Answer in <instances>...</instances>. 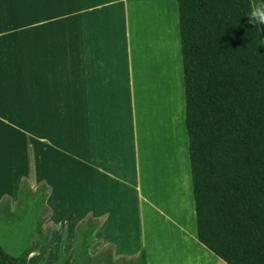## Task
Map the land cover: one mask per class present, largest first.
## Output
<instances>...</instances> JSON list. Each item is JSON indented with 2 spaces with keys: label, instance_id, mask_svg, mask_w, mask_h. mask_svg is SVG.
Segmentation results:
<instances>
[{
  "label": "rangeland",
  "instance_id": "rangeland-1",
  "mask_svg": "<svg viewBox=\"0 0 264 264\" xmlns=\"http://www.w3.org/2000/svg\"><path fill=\"white\" fill-rule=\"evenodd\" d=\"M153 1L155 9L144 13L126 8L122 39L114 43L112 38L116 61L124 66L119 70H125L121 79L118 73L104 78L102 66L92 64L98 69L92 74L85 67L89 54L98 58L97 50L83 46L90 24L85 11L94 8L89 0H0V246L16 257L46 237L27 264H72L77 227L89 222L96 224L87 248L91 260L75 264H95L104 252L117 263L138 256H116L97 233L105 221V214L96 212L107 179L101 169L115 149L122 154L121 146L129 148V158L136 157L140 168L149 169L154 181L161 182V173L171 177L162 185L175 189L171 201L180 202L186 214V187L180 185L189 179L184 103L179 100L184 102L183 84L179 94L173 64L175 31L180 57L177 5L176 0L167 5ZM250 1L264 42V0ZM178 72L180 79L181 65ZM112 121L115 126L108 131ZM40 184L48 188L46 207L32 203ZM21 185L30 192L18 204ZM5 202L8 214L1 211ZM190 220L187 229L195 232Z\"/></svg>",
  "mask_w": 264,
  "mask_h": 264
},
{
  "label": "trees",
  "instance_id": "trees-1",
  "mask_svg": "<svg viewBox=\"0 0 264 264\" xmlns=\"http://www.w3.org/2000/svg\"><path fill=\"white\" fill-rule=\"evenodd\" d=\"M176 5L196 239L223 264H264V42L251 1ZM47 189L40 184L32 203L46 207ZM28 192L21 185L18 204ZM95 229L78 225L72 264L90 263ZM45 240L16 257L0 246V264H27ZM99 256L95 264H147L143 248L121 263Z\"/></svg>",
  "mask_w": 264,
  "mask_h": 264
},
{
  "label": "crops",
  "instance_id": "crops-1",
  "mask_svg": "<svg viewBox=\"0 0 264 264\" xmlns=\"http://www.w3.org/2000/svg\"><path fill=\"white\" fill-rule=\"evenodd\" d=\"M144 1L145 3H139ZM152 2L154 1L89 0V5H92L94 8L91 11H85L87 12L85 22L90 21V24L87 26L89 39L83 46L87 47V50H90V52L92 49L98 52L96 61L89 54L91 60L85 62V67L88 69L89 74L94 73V71L97 72L98 69H93V66L96 64L98 67H103L104 71L102 70L101 74L105 75L104 78H112L113 75L118 73L120 74L119 77L124 79L125 70L123 72L119 70V68H123L124 66L120 64L121 62L116 61L117 55L115 52L117 51L114 49V45L111 44L112 38L115 40L114 43H117V41L120 43L119 39H122L120 32L124 28V22L126 23V8L132 10V7L134 9L138 7V10L144 13L147 12L146 8L149 10L155 9ZM169 2L170 0H161L160 3L167 5L170 4ZM128 3L129 6L127 5ZM81 14L82 12H80L78 20L80 25L82 23ZM131 19L137 20L138 18L134 16ZM136 26L137 23L134 24L135 30H137ZM135 30L134 35L137 32ZM136 43L137 40L135 41ZM180 60L181 57H179L175 31V59L173 64L175 65L174 73L177 76V80H175L174 87H178L179 94L182 90V77L179 79L178 72V67L181 65ZM110 61L112 62L110 63ZM92 64L93 66H91ZM105 65L108 66L106 67ZM91 78L94 79L93 77ZM177 99L178 97L173 102H170L169 112L174 108L173 105ZM179 100L182 105L184 103L182 98H179ZM108 107L110 112V104H108ZM182 108L184 111V104ZM112 112L113 107L111 104V114H113ZM111 123L113 125L110 124L108 131H110V127L115 126L116 122L112 121ZM124 123H126V120ZM124 123L123 125L125 126ZM121 125L122 123H120ZM112 132H114L113 129ZM176 135L178 136V133ZM128 150L129 148L121 146L122 154H119L117 149H115L116 152L110 153V157L107 158L111 162L105 166L106 168L101 169L104 174L103 177H107L105 179L106 184L104 185L105 191L103 192L100 189L101 200L96 207V212L99 211L100 214H105L104 224L102 223L101 227L97 230L98 235H100L98 239L101 244H111L114 248V254L122 257L132 256L139 253L143 248L147 264H222L221 260L197 241L192 227L190 230L187 229L188 218L195 225L190 173L188 172V185L184 184V182L180 184L182 188L184 187L185 189L186 187L185 197L187 198V206L190 208V210L187 208L186 214H183L180 207L181 203L179 202L178 204L176 201L172 203L171 201L172 195L175 196V189H172L171 186L162 185L163 182H171V177L161 173L162 183L160 182V178L154 181V178L148 172V168H140L136 157L129 158L128 152L130 151ZM126 165L132 168L130 172L127 171ZM163 187L165 191H163ZM183 192L182 190V194ZM55 196L56 194L53 191L47 198V206L49 208H51L49 202ZM103 230L106 231V235H101ZM135 234H139V239L131 241L135 237Z\"/></svg>",
  "mask_w": 264,
  "mask_h": 264
},
{
  "label": "water",
  "instance_id": "water-1",
  "mask_svg": "<svg viewBox=\"0 0 264 264\" xmlns=\"http://www.w3.org/2000/svg\"><path fill=\"white\" fill-rule=\"evenodd\" d=\"M32 248V247H31ZM31 248H30V250H31Z\"/></svg>",
  "mask_w": 264,
  "mask_h": 264
}]
</instances>
